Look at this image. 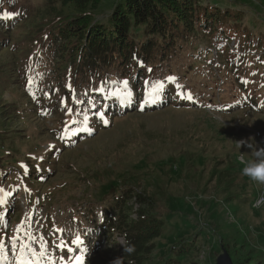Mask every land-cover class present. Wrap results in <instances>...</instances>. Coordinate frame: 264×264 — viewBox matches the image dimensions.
<instances>
[{
	"label": "rangeland",
	"instance_id": "rangeland-1",
	"mask_svg": "<svg viewBox=\"0 0 264 264\" xmlns=\"http://www.w3.org/2000/svg\"><path fill=\"white\" fill-rule=\"evenodd\" d=\"M102 1L96 17L106 21L117 0ZM17 2L12 27L0 25V166L4 173L0 185L9 194L3 198L12 203L8 214L13 215L6 223L10 240L1 238L8 259L14 264L11 239L23 223L37 238L32 245L37 252L41 236L47 243L49 237L54 244L61 239L72 244L79 235L86 249L84 264H113L116 259L125 264L121 261L124 237H107L98 231L104 202L134 188L155 196V212L163 221L161 236L145 264H165L177 258L175 249L182 245L189 249L186 257L197 264H217L224 252L233 264H251L248 259L252 258L255 264H264V203L257 205L264 201V185L241 175L239 159L241 154L251 159L256 145L264 148V108L245 101L264 92V51L247 50L252 57L246 63L238 54V70L247 79L238 82L231 62L238 47H244L238 38L227 49L230 55L222 56L214 46L206 47L205 38L173 42L170 61L155 64L161 65L156 68L155 81L167 83L169 74L177 77L182 88L193 95L194 101L188 105L195 107L171 105L149 114L115 115L109 129L100 130L72 150L56 153V130L66 131L65 124L74 120L61 97L66 81L72 79V65L68 46L51 35L49 27L51 23L57 26L61 17L72 12V6L54 5L51 0ZM234 2L244 15L242 29L264 30V0ZM44 46L46 52L53 49V67L45 66V74L50 75V87L59 92L54 94L52 112L45 109L40 118L39 108L27 98L22 71L36 69L28 57L36 56ZM194 51L200 53L196 59ZM145 68L147 73L153 69ZM30 75L36 79V71ZM244 81L247 85L242 86ZM75 95L80 106L79 92ZM143 97L146 99V91ZM88 113L72 126L74 134L86 131L83 121L85 115L90 118ZM239 141L250 142L254 148H240ZM21 164L28 169L39 165L50 175L31 177ZM40 175L46 178L44 183L38 180ZM95 206L97 209H92ZM54 228L63 229V235ZM20 239L28 242L23 234ZM53 246L48 244L50 254L55 253ZM76 255L79 251L67 254L72 261Z\"/></svg>",
	"mask_w": 264,
	"mask_h": 264
},
{
	"label": "trees",
	"instance_id": "trees-1",
	"mask_svg": "<svg viewBox=\"0 0 264 264\" xmlns=\"http://www.w3.org/2000/svg\"><path fill=\"white\" fill-rule=\"evenodd\" d=\"M51 1L54 5L59 3L63 7L72 6V12L61 17L57 26L52 27L53 23H51L49 27L51 35L60 37L68 46L67 54L72 65L69 72L73 80L66 81L64 94L61 97L63 96L66 103V109L72 110L75 123H80L81 117L86 112L92 115L87 123L91 134L73 137L70 130L72 127L67 128L66 131L61 128L56 130L55 137L58 144L56 153L72 150L81 141L94 138L100 130L109 129L113 125L115 115L118 117L131 112L149 114L171 105L195 107L192 103L188 105L190 101L179 96L174 99V84H167L162 99L157 103L148 104L149 107L145 106V99L142 98L145 82L149 81L151 85L157 76L156 68H161V65L155 67V64L170 61L173 42L178 43L181 39L188 42L190 39L198 41L205 38L208 41L206 47L214 46L219 51V56H222L230 53L227 50L230 43L238 38L244 47L239 46L237 54L231 60L235 66L234 78L238 82L241 79L247 80L242 76V71L238 70L240 62L236 60L238 54L241 55L239 59H243L242 61L246 63L249 61L247 58L252 57L251 54H247V50L264 51V30L255 33L250 27L242 29L245 27L244 15L240 13L238 10L240 6L234 0L231 3L228 0H117L106 21H100L96 17L103 3L102 0ZM17 5V0H0V17H3L4 13L17 12ZM13 24L14 22L0 19V25L7 29ZM45 47H42L36 56L32 53L28 57L36 69L27 68L26 71L24 69L22 71L27 98L39 108L37 113L40 118L43 117L45 109L48 114L52 112L54 94L59 92L53 85L50 87V75L49 78L47 75L44 79L40 78L38 84L32 85L30 91L35 99L28 91L27 81L30 73L36 71V75L42 77V72H46L45 66H49L50 69L53 67V54H50L53 53V49L49 53L44 50ZM177 50L178 45L173 48V51L177 52ZM199 55L200 53L192 52V57L195 59ZM137 60L143 62L142 70ZM146 66L153 67L151 72L147 73ZM125 79L132 84L135 96L131 104L122 105L118 99L112 98L107 90L114 87L113 82ZM82 81L85 83H80ZM244 82L242 86L247 85ZM69 84L71 89L68 87ZM100 87L106 89L105 93L101 94L98 91ZM76 91L80 94L78 99L82 101L80 106L76 104ZM183 91L186 92L185 89ZM263 99L264 92H256L245 101L246 104L252 102L258 105ZM99 112L105 114L104 118L109 121L107 126L101 122ZM1 170L3 167L0 166V181L4 174ZM28 170L31 177L35 174H43L45 177L50 175L39 165H31ZM29 175L27 177H30ZM32 180L29 178V181ZM38 180L44 183L46 178L40 175ZM104 203L106 206L105 211L102 212L104 218L99 234H107V237L108 235L123 236L125 247L121 249V261L125 264H145L153 254L155 241L161 236L163 228V221L155 212V196L145 190L136 191L134 188H127ZM96 207L92 209L95 210ZM133 213L134 219L131 218ZM129 246L134 247V252L131 254L124 250ZM188 251L189 249L182 245L175 249L177 258L168 259L165 264H197L186 257ZM248 260H252L251 264H255V259Z\"/></svg>",
	"mask_w": 264,
	"mask_h": 264
},
{
	"label": "snow or ice",
	"instance_id": "snow-or-ice-1",
	"mask_svg": "<svg viewBox=\"0 0 264 264\" xmlns=\"http://www.w3.org/2000/svg\"><path fill=\"white\" fill-rule=\"evenodd\" d=\"M17 15L15 13L9 14L4 13L3 17H0V19H8L10 16ZM134 59H136L134 57ZM137 63L143 67V62L137 60ZM148 71H151L149 69ZM256 73H253V76H255ZM169 85L175 84L176 85V94L181 99H186L188 101H194L192 93L184 92L181 85L178 83V78L175 76H168L166 78ZM34 83V80L31 75L28 76V91L29 94L32 95V98L35 99L36 97L34 94L31 93V87ZM149 82L146 81V84ZM244 83H247L245 81ZM115 90H107L109 94L114 97L115 99H118L121 104H131L133 99V90L129 85L128 80H122L119 82H113ZM68 87L71 89V85L69 84ZM166 90V85L164 80H157L154 82H151L150 90L146 89V99L144 100V103L152 104L157 103L159 100L162 99V96ZM98 91L103 94L105 93L106 89L103 87H100ZM74 94V93H73ZM48 95L47 93L45 94ZM75 102V100H74ZM143 110V108H141ZM69 115H71L72 110L67 109ZM100 120L101 122L107 126L109 121L104 118V113H100ZM84 123L87 125L88 123V116L85 115L84 117ZM87 130V129H86ZM89 134H91L89 130ZM35 159V157H34ZM20 167L24 169L25 174L28 172V167L25 164H21ZM0 193H3V196H8V193H5L2 188H0ZM30 195V192H29ZM7 202L3 197H0V206L5 205ZM38 203V201H37ZM17 235H15L11 239V253L14 256V264H57L56 258L54 255L50 254L48 252V243L44 239L43 236L39 237V251L32 247L34 243L37 242V238L32 235L30 231H27L24 224L22 223L17 228ZM53 231L55 233L63 235V229L54 228ZM20 234H23L27 238V243L20 239ZM83 241L81 240L80 236L77 235L75 239L72 240V245H75L79 251L80 255H76L73 257L74 264H84V256L86 253V249L82 247ZM59 250L64 251L65 249L67 252L71 253L73 251V248L67 244L63 239H61L56 245ZM73 261H68L67 264H73ZM0 264H13V261H10L8 259V251L6 250L5 243L3 240H0ZM59 264H66L64 257H61L59 260Z\"/></svg>",
	"mask_w": 264,
	"mask_h": 264
},
{
	"label": "clouds",
	"instance_id": "clouds-1",
	"mask_svg": "<svg viewBox=\"0 0 264 264\" xmlns=\"http://www.w3.org/2000/svg\"><path fill=\"white\" fill-rule=\"evenodd\" d=\"M238 147L246 146L252 150L253 144L246 141L236 142ZM240 162L243 165L241 168V175L248 177L251 181L257 182L264 185V148H259L257 145L252 151V158L246 159L243 154L240 156ZM127 253L131 254L134 252V247L129 246L124 249ZM113 264H120L119 259L113 261Z\"/></svg>",
	"mask_w": 264,
	"mask_h": 264
},
{
	"label": "water",
	"instance_id": "water-1",
	"mask_svg": "<svg viewBox=\"0 0 264 264\" xmlns=\"http://www.w3.org/2000/svg\"><path fill=\"white\" fill-rule=\"evenodd\" d=\"M217 264H233L232 260L227 252H224V255H222L219 259Z\"/></svg>",
	"mask_w": 264,
	"mask_h": 264
},
{
	"label": "built area",
	"instance_id": "built-area-1",
	"mask_svg": "<svg viewBox=\"0 0 264 264\" xmlns=\"http://www.w3.org/2000/svg\"><path fill=\"white\" fill-rule=\"evenodd\" d=\"M262 200H263V199H261V200L258 201V203H257L258 206H261V201H262Z\"/></svg>",
	"mask_w": 264,
	"mask_h": 264
},
{
	"label": "bare ground",
	"instance_id": "bare-ground-1",
	"mask_svg": "<svg viewBox=\"0 0 264 264\" xmlns=\"http://www.w3.org/2000/svg\"><path fill=\"white\" fill-rule=\"evenodd\" d=\"M263 203H264V201L262 200V201H261V205H262Z\"/></svg>",
	"mask_w": 264,
	"mask_h": 264
}]
</instances>
